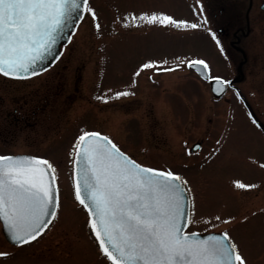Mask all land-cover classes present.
Returning a JSON list of instances; mask_svg holds the SVG:
<instances>
[{
    "label": "rangeland",
    "instance_id": "1",
    "mask_svg": "<svg viewBox=\"0 0 264 264\" xmlns=\"http://www.w3.org/2000/svg\"><path fill=\"white\" fill-rule=\"evenodd\" d=\"M203 11L199 0H90L80 30L55 69L28 82L0 75V152L47 148L56 156L60 190L56 218L36 241L11 244L0 221V253H7L0 264H111L98 248L88 212L73 189L70 144L85 128L101 129L142 164L183 176L193 198L187 230L226 231L247 264H264V131L236 90L216 97L210 83L188 67L189 61L206 59L213 73L236 75L238 63L229 60L209 33L211 20ZM153 14L189 27L140 19ZM102 53L108 54L109 67L98 84ZM148 63L156 67L143 69ZM238 84L264 125V61L246 67ZM30 90L50 101L40 109L45 113L40 124L21 131L8 113ZM121 92L129 95L118 97ZM29 113L33 115L31 108ZM64 133L70 141L59 153L49 142ZM198 140L202 146L190 152ZM238 183L254 187L242 189Z\"/></svg>",
    "mask_w": 264,
    "mask_h": 264
},
{
    "label": "snow or ice",
    "instance_id": "2",
    "mask_svg": "<svg viewBox=\"0 0 264 264\" xmlns=\"http://www.w3.org/2000/svg\"><path fill=\"white\" fill-rule=\"evenodd\" d=\"M87 2L0 0V74L16 79L39 75L36 65L50 52L55 34ZM89 11L95 18V12ZM140 19L189 27L169 16L153 14ZM188 67L209 68L204 60L190 61ZM206 78L230 85L220 77ZM127 95L117 93L118 97ZM78 139L74 145L79 155L75 199L89 212L100 251L111 264H247L228 233L207 239L184 233L183 225L189 221L182 198L188 182L182 176L170 169L143 167L98 132H84ZM56 178L55 167L46 159L0 156V220L17 243L36 241L56 218L60 204ZM236 187L254 186L238 183Z\"/></svg>",
    "mask_w": 264,
    "mask_h": 264
},
{
    "label": "flooded vegetation",
    "instance_id": "3",
    "mask_svg": "<svg viewBox=\"0 0 264 264\" xmlns=\"http://www.w3.org/2000/svg\"><path fill=\"white\" fill-rule=\"evenodd\" d=\"M200 1V9L204 10L207 17L209 16L211 22L209 26V33L216 39L223 52L228 56L229 60L235 65L238 63L236 67V75L234 77H230L229 81L232 80V84L230 85L232 89H237L239 87V81L243 74L245 73V68L248 66H252L256 68L259 66V62L264 61V0H199ZM215 3L218 5L215 8ZM211 6H213L211 10ZM213 12V14L211 13ZM84 18L77 24V29L72 37L78 33L79 26L82 25ZM216 20H219L217 22ZM221 21V22H220ZM83 29V27H82ZM72 41V38L70 42ZM66 43L61 46L62 52L60 58L46 71L41 72L39 75H34L32 77H28L26 79H16L12 77H5L0 74L2 77L13 80V81H25L31 78H35L44 74L48 71L55 69L58 64L62 61L63 57H65L66 47L70 44ZM104 47V46H101ZM106 47V46H105ZM259 50H261L259 52ZM233 51V55L231 56L230 52ZM251 53L253 57H251ZM256 53V54H255ZM228 54V55H227ZM230 54V56H229ZM100 65L97 71V82H100V75L103 77L105 73L108 71V54L102 53L100 55ZM238 60V61H237ZM249 61H253L252 64H249ZM58 73V71H57ZM57 74L53 75V78ZM28 82V81H25ZM42 85V84H41ZM45 85L43 86V88ZM241 89V88H240ZM35 92V93H34ZM27 96H33L32 98H28ZM35 90L24 91L22 93L23 101L18 106L14 108L13 113L8 115H12L14 118V124L19 127L21 131H24L28 124H40L41 117H44L45 113H42L40 109H44L45 106L50 101L49 99H43V97L37 98ZM100 94V88L98 89L97 95ZM51 104V103H49ZM33 111V115L29 113V109ZM65 110V109H64ZM62 110V111H64ZM61 113H58L60 115ZM50 116V114H47ZM30 126V125H28ZM72 125L70 129L67 130L68 134L73 131ZM25 127V128H24ZM85 129H98L99 128H85ZM83 130V129H82ZM102 131V130H101ZM65 132V133H66ZM65 133L59 137L58 139L49 142L52 143L54 148L59 149L61 147H65L70 140H64ZM74 141V140H73ZM71 141V143H74ZM70 144V149H71ZM42 149H47L42 147ZM43 150H27L25 148L19 147L18 149H12L7 151H1L0 155H11V154H20V153H30L39 156L47 157L50 162H54L53 158L56 156L48 154V151ZM62 151V149H60ZM60 151V152H61ZM59 152V153H60ZM64 153V151H62ZM69 152V151H68ZM71 153V152H70ZM74 156L70 157L72 160ZM57 158H61V156H57Z\"/></svg>",
    "mask_w": 264,
    "mask_h": 264
},
{
    "label": "water",
    "instance_id": "4",
    "mask_svg": "<svg viewBox=\"0 0 264 264\" xmlns=\"http://www.w3.org/2000/svg\"><path fill=\"white\" fill-rule=\"evenodd\" d=\"M78 2L81 3L82 5H84V0H78ZM86 6L87 5L83 6L81 9H77L76 12H74L72 14V16L66 21L67 26L62 27V29L55 34V36H56L55 43L51 46V50L46 55L45 59L42 62H38L37 63L36 69H35L36 71H40L41 72V69H46L47 67L52 65L57 60V58L59 57V55L61 53V49H60L61 43L69 41L71 33H73L76 30V24L81 20L83 14L86 11ZM195 69L203 77H205V78L208 77V74H207L206 70L203 69L202 67L199 68V69L198 68H195ZM221 88L223 89V91H214V89H221ZM226 88H227V85H220V84H217L214 81H212V91H213V93L215 95L220 96L221 94L224 93ZM101 135H104V134H101ZM104 136H106V135H104ZM200 145H201V142H196L191 147V151L196 150L198 147H200ZM122 152H124V151H122ZM125 154L128 157H130L127 153H125ZM11 156L12 157H23V156L36 157V156H32V155H11ZM36 158H40V157H36ZM130 158L133 159L132 157H130ZM41 159H44V158H41ZM78 160H79V155H78V151H77V153H76V161H78ZM137 163L140 164L139 162H137ZM140 165H142V164H140ZM142 166L143 167H148V168H153V167L146 166V165H142ZM76 168H77V164H75L74 178H75V170H76ZM153 169H157V168H153ZM158 170H162V169H158ZM55 185L57 186V179L55 180ZM74 187H75V182H74ZM182 209H183L184 214L188 218V221L190 222V218H191V197H190V192H189L188 188H187V190L184 193V196L182 198ZM91 219L92 218L90 217V226H91ZM1 222H2V230H3V233H4L5 237L10 242L15 243V244H19L13 239V235L9 231L7 226L5 225L4 221L1 220ZM189 222L187 224L183 225L184 233L186 235L189 234V233L197 234V236L194 237V238L207 239L209 236H221L223 233H225V232H221V231L186 232L185 229L188 226ZM91 230H92V233H93V229L92 228H91Z\"/></svg>",
    "mask_w": 264,
    "mask_h": 264
}]
</instances>
